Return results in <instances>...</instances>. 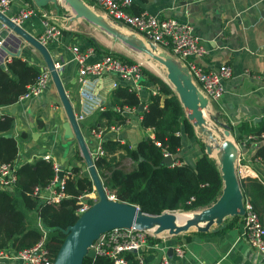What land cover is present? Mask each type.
Returning a JSON list of instances; mask_svg holds the SVG:
<instances>
[{"label":"crops","instance_id":"crops-1","mask_svg":"<svg viewBox=\"0 0 264 264\" xmlns=\"http://www.w3.org/2000/svg\"><path fill=\"white\" fill-rule=\"evenodd\" d=\"M26 7L28 3L24 0H11L6 12L13 16ZM129 9L132 12L148 11L160 17H175L189 22L207 49L205 54L198 57L199 61L208 68H218L222 63H229L233 70L231 76L225 79L224 95L211 102L214 114H219L233 126L241 120L257 122L259 117L262 119L264 0H133ZM39 10L42 14L35 10L22 24L38 36L45 32L46 21L62 28L60 38H51L46 43L56 55V62L64 69L62 79L76 114H84L81 118L84 124L82 131L88 139L89 148L94 152L99 144L93 129H103L104 138L109 135L117 136L131 148H136L144 137H154L153 128L141 124L138 109L129 110L130 119L116 129L111 128L113 125L110 128L100 126L91 129L98 112L112 105L110 95L115 88L113 82L124 81L114 72H110L104 75H89L82 82L79 80L80 64L75 58V52L79 50L87 53L88 62L98 60L106 53H123L141 64L148 62L155 70L164 74L162 70L156 64L146 61L147 54L128 47L101 27L84 18L71 20L67 16L66 8H62L61 13H58L51 4L49 8ZM216 25L223 27L222 33L217 31ZM12 56L9 54L7 60ZM17 56L39 65L41 70L45 68L42 54L28 42L22 45L21 54ZM1 64L6 67V62ZM154 87L150 82L145 83L141 96H147ZM0 111V115L8 113L14 116V126L9 132L18 138L19 151L15 161L19 165L24 161H33L39 156L50 154L53 160L62 166L63 171L70 174L74 166H82L80 163L83 161V155L79 143L65 133L63 123L67 121V113L52 79L39 94L11 105L0 106ZM23 132L28 135L21 136ZM182 136L183 144L175 162L187 161L195 164L202 154V149L195 137H189L185 131H182ZM255 151L252 149V152H249L251 164L259 173V178L264 181V162L257 157L253 158L257 149ZM116 155L127 170L135 165L134 159L127 155L125 149H119ZM93 191L90 193L97 195ZM29 217L40 221L35 211H30ZM232 221L228 219L226 226L219 228L215 225L207 232L190 231L180 236L155 234L157 239L149 238L143 254L148 264H160L165 255L173 264H264V253H260L251 245L242 218L236 224L229 225ZM179 245L185 248L182 256L176 249ZM170 247L174 249L169 251Z\"/></svg>","mask_w":264,"mask_h":264},{"label":"trees","instance_id":"trees-1","mask_svg":"<svg viewBox=\"0 0 264 264\" xmlns=\"http://www.w3.org/2000/svg\"><path fill=\"white\" fill-rule=\"evenodd\" d=\"M34 5L33 0H24ZM98 3L97 0H89ZM99 4V3H98ZM51 4L45 8H49ZM139 13V12H135ZM126 61L136 60L123 53L111 52ZM144 83L150 82L158 91L141 96L129 84L120 83L111 92L112 105L98 112L92 128L112 125L121 126L130 119L128 108L138 109L141 124L152 127L154 137L142 138L136 148L122 142L117 136H106L103 141L105 154L97 157L95 163L103 178L104 186L117 199L137 204L145 211L161 213L166 209L195 210L213 203L222 193L223 178L221 169L214 156L205 150L203 138L198 137L195 127L187 117L173 87L160 75L142 65ZM42 70L39 65L30 63L21 56L14 55L6 61V67L0 62V106L11 105L20 100L29 86L34 84ZM145 108L139 111V105ZM14 126V116L8 113L0 115V162L13 161L17 158L18 138L8 136ZM236 133L243 137L254 133L261 137L264 133V116L261 120H242L235 126ZM182 131L189 137H195L202 149V154L195 164L187 161L161 164L165 148L176 160V155L183 144ZM26 132L21 133L25 137ZM156 140L161 141L158 145ZM257 155L264 161V142L257 146ZM125 149L135 165L127 170L121 165L116 152ZM178 158V157H177ZM72 175L67 178L66 192L58 202H50L35 193V189L45 188L55 176L53 160L39 156L33 161H24L18 166V179L12 190L0 188V249H21L35 244L45 233L47 246L53 255L64 241L65 234L58 228L45 231L41 221L49 226L66 227L78 218L76 212L80 203L78 196L82 192L93 191V182L83 174L81 166H74ZM245 199L250 200L264 223V181L259 177H248L241 180ZM93 201V199H91ZM35 211L39 219L32 220L29 212ZM243 215L228 217L229 225L236 224ZM180 236V235H179ZM149 238L157 239L156 236ZM83 264H111V259L104 255L85 256Z\"/></svg>","mask_w":264,"mask_h":264},{"label":"water","instance_id":"water-1","mask_svg":"<svg viewBox=\"0 0 264 264\" xmlns=\"http://www.w3.org/2000/svg\"><path fill=\"white\" fill-rule=\"evenodd\" d=\"M33 1L41 9L53 4L58 13H61L62 8H66L67 16L71 20L84 18L118 38L128 47L147 54L148 59L160 62L166 68V77L157 74L170 83L177 93L187 117L195 127L197 136L203 138L205 142L206 152L213 156L215 151L214 157L223 178V189L218 198L210 205L193 210L186 219L181 221L175 213L179 209H166L161 213H153L143 210L135 203L109 198L103 178L95 163L93 151L89 148L88 139L83 134V121L76 114L72 100L65 89L62 79L64 69L56 66V55L51 52L47 43L40 40L38 35L27 30L22 22L13 20L10 13L0 9V39H3L0 46V62L4 64L3 55H20L25 42L30 43L42 54L44 67L51 72V78L67 113V121L63 123L65 133L79 143L83 155V161L80 163L83 174L92 179L97 193V199L92 205L81 213L75 222L66 227L49 226L44 221L40 222L45 231L60 228L65 234L64 241L55 256L54 264H83L85 256L95 257L97 252L92 247V243L103 232L115 227H135L151 231L156 235L166 233L174 236L190 231L207 232L215 225L219 228L224 227L227 225L228 217L244 215L245 195L236 171L240 149L234 138V126L223 120L219 114L207 115L206 109L212 106V101L194 81L189 67L167 49L151 40L144 39L131 27L112 18L106 12L97 10L89 0ZM215 28L219 33L223 32L222 26L216 25ZM144 108L145 105L141 103L139 111H143ZM260 119L259 117L258 120ZM6 135L12 136V133L8 132ZM174 162L175 156L169 154L164 156L161 164ZM173 249L170 247L169 251ZM5 264L21 263L7 262Z\"/></svg>","mask_w":264,"mask_h":264},{"label":"built area","instance_id":"built-area-1","mask_svg":"<svg viewBox=\"0 0 264 264\" xmlns=\"http://www.w3.org/2000/svg\"><path fill=\"white\" fill-rule=\"evenodd\" d=\"M104 8L105 12L112 18L121 21L125 25L131 27L139 33L144 39L155 42L162 48L167 49L175 57L181 59L185 63L192 74L194 81L200 89L209 98L210 101L220 99L225 92V79L231 76L233 70L229 63H222L218 68H208L204 66L198 57L205 54L207 49L193 31V26L186 21L179 20L175 17H160L157 14L142 11L139 13L132 12L129 5L133 0H97ZM11 0H0V9L6 11L9 8ZM35 6L28 3V7L12 16L16 22H23L26 18L35 12ZM45 32L39 35L41 41L46 43L51 38H60L62 28L52 22H48ZM3 39H0V46ZM2 55V54H1ZM87 53L76 50L75 58L79 61V80L84 82L89 75H104L114 72L119 79L125 84H129L140 95L145 88L143 81L144 73L142 64L135 61L130 62L122 59L116 54L106 53L102 58L88 62L86 61ZM8 56V55H7ZM7 56L3 55L4 62ZM57 68H61V64L56 62ZM51 72L45 67L39 75L37 81L29 86V89L20 96V100L35 96L48 85L51 80ZM120 84L119 80L113 82L116 87ZM158 91L155 86L153 93ZM135 108H128V110ZM79 116V115H78ZM84 114H80L79 118H83ZM113 125L111 128L116 129ZM94 134L98 137L99 144L97 150L93 152L94 158L105 154L102 141L104 139L103 129H93ZM239 133L234 130V138L239 146V154L236 161V171L240 180L248 177H259V173L252 167L247 160L250 159L249 152L258 148L257 146L264 142V133L261 137L254 133H249L243 137H239ZM158 145H162L161 141L156 140ZM256 152V151H255ZM164 154H172L165 148ZM253 156V155H252ZM48 160H53L50 154L44 156ZM262 160L261 156L254 155L253 158ZM262 162H264L262 160ZM55 168V176L45 188H36L41 198L50 202H58L64 196L69 194L66 192V181L71 175L70 172L63 171L62 166L53 160ZM19 164L13 161L0 162V188L12 190L17 183ZM62 172V176H60ZM108 196L117 199L116 195L110 193ZM93 199V201H91ZM97 199V195L90 192H82L78 196V206L76 212L78 216L86 211L92 203ZM245 213L242 216V223L246 234L252 246L260 253H264V223L259 214L256 212L253 203L245 199ZM155 234L148 230L138 229L135 227H115L103 232L93 243L92 247L96 250L97 255H104L111 259V264H148L143 254L144 247L148 244L149 237ZM179 255L184 254V247L179 245L177 248ZM56 255H53L47 246L46 233L32 246L21 249L2 248L0 249V264L7 262H19L21 264H54ZM160 264H173L170 258L165 255Z\"/></svg>","mask_w":264,"mask_h":264},{"label":"rangeland","instance_id":"rangeland-1","mask_svg":"<svg viewBox=\"0 0 264 264\" xmlns=\"http://www.w3.org/2000/svg\"><path fill=\"white\" fill-rule=\"evenodd\" d=\"M89 2H90V1H89ZM91 4H93L97 10L102 11V12H105L104 8H103L100 4H98V3H95V4H94V3H91ZM154 61L158 63L157 65L160 67V69L162 70V72H166V68H165L160 62H158V61H156V60H154ZM142 65L145 66V67H147L148 69L154 71L155 73H158V74L164 76V74L158 72V71L155 70L151 65H149L148 62H145V63H143ZM208 110H209L208 112H207V110H206L207 115H208V116H211V114L214 113V109L210 107ZM241 121H242V120H241ZM241 121H239L238 124H239ZM251 152H252V150H251ZM213 156H215V155H213ZM250 157H251V153H250ZM246 161L252 163V160H251V159H249V160L246 159ZM93 188H94V186H93ZM93 190H94L93 192L96 193L95 189H93ZM92 195H93V194H92Z\"/></svg>","mask_w":264,"mask_h":264},{"label":"bare ground","instance_id":"bare-ground-1","mask_svg":"<svg viewBox=\"0 0 264 264\" xmlns=\"http://www.w3.org/2000/svg\"><path fill=\"white\" fill-rule=\"evenodd\" d=\"M146 61L152 62V63L156 64L157 67H159L157 65L158 63L151 60V59H146ZM159 69H160V67H159ZM163 73H164V76L166 77V72H163ZM206 110H207V112L209 111L208 109H206ZM229 137L232 138L231 135H229ZM214 154L216 155L215 151H214ZM192 211L193 210H177V211H175V213H176L178 219L181 221V220L186 219L192 213Z\"/></svg>","mask_w":264,"mask_h":264}]
</instances>
